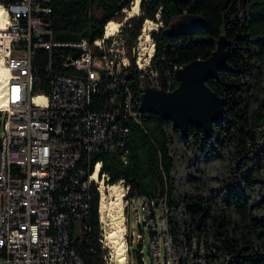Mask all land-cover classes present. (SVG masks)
I'll list each match as a JSON object with an SVG mask.
<instances>
[{
  "label": "trees",
  "instance_id": "trees-1",
  "mask_svg": "<svg viewBox=\"0 0 264 264\" xmlns=\"http://www.w3.org/2000/svg\"><path fill=\"white\" fill-rule=\"evenodd\" d=\"M133 1L50 0L46 22L56 40L92 41L103 36L108 22L122 20ZM141 8V18L127 21L128 47L146 19L162 23L153 33L152 66L166 76L170 90L179 85V69L210 57L225 37L227 68L207 81L225 100L224 119L214 123L211 137L190 125L189 137L183 138L170 120L143 114L141 123H130L126 161L112 153L84 160L91 170L101 161L110 184L124 180L127 197L153 203L156 214V201H165V233L177 264H199L200 258L206 264H264V0H143ZM188 12L203 16L208 27L172 35L173 24ZM61 53L35 50L41 91L49 92L53 72L48 67L50 62L60 67ZM100 233V193L94 190L88 214L72 228V243L84 264H107ZM133 255L135 264L147 263L144 240ZM167 259L165 248L159 264Z\"/></svg>",
  "mask_w": 264,
  "mask_h": 264
},
{
  "label": "built area",
  "instance_id": "built-area-1",
  "mask_svg": "<svg viewBox=\"0 0 264 264\" xmlns=\"http://www.w3.org/2000/svg\"><path fill=\"white\" fill-rule=\"evenodd\" d=\"M49 2L0 0L6 16L0 60L9 71L0 88V264H84L72 243L73 222L88 214L94 190L102 193L101 182L110 184L102 162L91 170L84 158L112 153L126 161L130 123H141L146 114L140 111L141 89L161 83L152 66L153 33L160 21L146 19L131 50L122 26L109 32L108 24L101 38L60 41L46 22ZM132 17L126 16L123 25ZM36 49L62 52L60 67L49 64L53 76L48 93L39 89L32 60ZM118 184L124 190V209L134 206L146 218L153 203L144 199L140 209V198L127 197L124 180ZM101 200L102 194L100 205ZM152 211V221L158 220ZM140 216L139 226L151 232V250L152 236L160 230L152 231ZM100 223L103 229L102 216ZM131 236L137 243L145 239L141 231L131 230ZM166 251L167 264H177L170 240ZM150 254L152 264H159L152 250ZM199 264H206L205 259Z\"/></svg>",
  "mask_w": 264,
  "mask_h": 264
},
{
  "label": "water",
  "instance_id": "water-1",
  "mask_svg": "<svg viewBox=\"0 0 264 264\" xmlns=\"http://www.w3.org/2000/svg\"><path fill=\"white\" fill-rule=\"evenodd\" d=\"M206 27L208 22L203 16L188 12L173 24L170 32L179 35L182 31ZM226 68V39L222 36L210 57L193 60L177 71L179 85L174 90H169L165 75L161 76L159 86L146 83L141 89L140 111L170 120L183 138L189 137L190 125H196L204 130L206 137H211L214 123L224 119L225 100L208 86L207 81L217 79L219 72Z\"/></svg>",
  "mask_w": 264,
  "mask_h": 264
},
{
  "label": "rangeland",
  "instance_id": "rangeland-1",
  "mask_svg": "<svg viewBox=\"0 0 264 264\" xmlns=\"http://www.w3.org/2000/svg\"><path fill=\"white\" fill-rule=\"evenodd\" d=\"M143 0H139V8H138V12L137 13H134L133 10H134V6H135V2L136 0H134L132 3H131V6L129 8H126L124 9V17L122 20H119L120 22H116V23H120L122 24V36H126V40H131L132 37H131V34H130V30L129 28L131 27L129 25L128 22H124V25H123V21L125 20V17L126 16H129V15H133V20H138L139 18H141L142 16V8H141V3H142ZM156 17H159L160 18V14H156ZM125 32H127L128 34L125 35ZM2 136V129L0 127V138ZM118 184V182L116 183ZM112 185V184H108L107 182L106 183H102L101 182V190L102 192L105 193V201H106V204H109L111 203L113 200V198L110 196V191H109V186ZM102 193H100V196H101ZM144 201L143 198H140L139 202H138V207L141 206V203ZM157 211H158V214H156V218L158 220H155V221H152V216L154 215L153 211L151 210V208L149 209V211L146 213V218L144 216V213L143 211H140V214L141 216L138 214L137 210L134 208V206H132L130 209L125 206V209H124V216H125V224H126V231H125V242H126V245H127V264H135L134 262V255H133V250L136 248V243L137 241H134V244H132L130 246V243H131V240H133L132 236L131 238L129 237V234H130V231L131 230H135L136 232H139L140 231V227H139V224H138V221L139 219H137L139 216H140V219H142L144 221V219H146L147 222H149L150 224H152V228L151 230H155V228H159V232L158 233H155L153 236H152V240H151V250H152V253H153V256L156 258L158 257L159 260H163V257H164V249L166 248V250H168V247H169V239L167 238L166 236V230H167V214H168V210H167V206L165 204L164 201H160L157 205ZM141 209V207H140ZM100 216H102L101 212H100ZM103 219V225H104V228L101 229V233H100V238L103 239L104 242H106L107 244V256H108V259L106 260L107 261V264H110L111 263V259H112V254L114 253V247L113 245L111 244L110 240L107 239V235L110 233V232H115L116 230H118V227H117V224L116 222L112 219V217L109 215V212L106 211L105 212V217L102 218ZM154 220V219H153ZM115 224V225H114ZM155 226V227H154ZM116 228V230H115ZM145 228H146V225H145ZM148 229V228H147ZM109 243V244H108ZM111 245V246H110ZM130 248H131V251H130ZM150 250V251H151ZM144 256H145V259H146V264H151V259H150V254H149V234L147 232V230L145 231V239H144Z\"/></svg>",
  "mask_w": 264,
  "mask_h": 264
},
{
  "label": "bare ground",
  "instance_id": "bare-ground-1",
  "mask_svg": "<svg viewBox=\"0 0 264 264\" xmlns=\"http://www.w3.org/2000/svg\"><path fill=\"white\" fill-rule=\"evenodd\" d=\"M139 0H136L134 6V13L138 12L139 8ZM5 19L6 16L2 12L0 7V29L5 27ZM122 24L116 23L115 21H111L107 25V29L109 32L111 30H116ZM9 71L5 64L0 60V88L2 82L8 77ZM0 99V105H1ZM101 164L99 163L96 167L95 176L100 169ZM110 196L113 198L109 204H106L105 201V193L102 192V200L100 205V212L102 214V218L105 217V212L108 211L109 215L112 219L116 222L118 230L115 228V232H110L107 235V239L110 240L111 244L114 247V253L112 254V259L110 264H127V245L125 242V231H126V224H125V216H124V203H123V194L124 190L120 184H112L109 186ZM115 225V224H114ZM109 244V243H108ZM111 246V245H110Z\"/></svg>",
  "mask_w": 264,
  "mask_h": 264
}]
</instances>
